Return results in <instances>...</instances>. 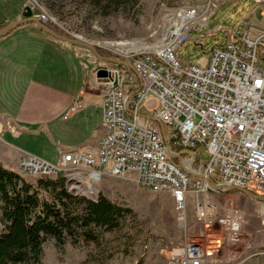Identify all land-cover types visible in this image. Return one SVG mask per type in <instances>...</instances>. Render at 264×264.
Listing matches in <instances>:
<instances>
[{
    "label": "built area",
    "instance_id": "1",
    "mask_svg": "<svg viewBox=\"0 0 264 264\" xmlns=\"http://www.w3.org/2000/svg\"><path fill=\"white\" fill-rule=\"evenodd\" d=\"M223 1H184L165 12L153 49L117 52L118 61L105 58L93 68L94 78L84 89L101 95L103 133L97 145L64 148L55 163L32 153L19 161L26 174L80 172L95 183V191L107 175H132L144 188L168 192L186 229L169 250V264H229L210 254L191 229L219 220L233 239L245 213L217 196L239 190L264 201V25L249 19L243 31L231 29L224 41L204 51L200 62L179 53L193 30L209 25ZM254 1L256 9L264 5V0ZM26 5L39 20L51 22L32 0L23 9ZM224 28L219 23L216 30ZM149 103L154 105L147 108ZM85 105L77 96L67 115ZM201 144L211 153L208 162L198 157ZM190 201L195 205L191 225Z\"/></svg>",
    "mask_w": 264,
    "mask_h": 264
},
{
    "label": "rangeland",
    "instance_id": "2",
    "mask_svg": "<svg viewBox=\"0 0 264 264\" xmlns=\"http://www.w3.org/2000/svg\"><path fill=\"white\" fill-rule=\"evenodd\" d=\"M184 1L203 3L207 0H32V3L48 14L50 21L64 32V35L79 37L97 46L98 53L89 46L55 36L60 42L78 46L77 50H73L75 60L66 64L60 61L56 67L58 70L54 67L55 71L67 72L73 66L75 77H78V74L82 77L84 63L88 62V57L78 54V51L82 54L81 49H88L93 56L99 57L100 63L102 59L115 58L117 52L151 50L153 42L160 40L163 32L165 12L177 8ZM255 6L254 0L221 2L210 17L209 25L193 30L192 38L182 45L179 50L182 58L190 62H200L205 56L204 51H208L215 42L224 41L231 29L243 31L249 19L264 25V5L257 9ZM219 23H224L226 28L217 31ZM196 36H199L198 43L193 40ZM120 43L125 44L118 46ZM99 48L102 52H99ZM5 61L0 62L1 75L3 70L8 72ZM41 64L51 63L44 61ZM41 64L38 66L35 63L37 75ZM7 100L9 102L0 99V111H18L24 99H13L12 103L10 98ZM153 105L149 103L146 107ZM28 115L32 118V130L37 133L33 135L36 137V140L32 141L33 147L37 150H52L55 145L47 140L48 133L38 130V118L45 116L44 111L39 110L32 116L31 112H28ZM198 157L203 162L210 160L211 153L205 144L200 145ZM18 171L33 183H36L40 176L58 174L40 173L39 176ZM61 174L69 181L82 183L67 178L65 173ZM82 180L95 187V183L87 181L86 176H83ZM97 187L99 193L102 192L112 200L128 205L133 211L127 214L121 227L105 232L100 243L83 240L74 243L69 239L60 247L55 237H49L43 246V264H168L169 250L177 245L186 233L185 227L177 219L172 196L165 191L144 188L132 175H107L98 182ZM80 193L87 196L88 191L82 189ZM217 199L222 204L235 205L243 210L245 214L241 231L233 239H228L227 230L216 220L209 227H193L191 230L195 238L204 244L210 254L228 261L229 264H264V201L245 195L239 190L222 193ZM188 212L191 225L195 221L193 201L188 204ZM1 214L0 201V229L4 226Z\"/></svg>",
    "mask_w": 264,
    "mask_h": 264
},
{
    "label": "crops",
    "instance_id": "3",
    "mask_svg": "<svg viewBox=\"0 0 264 264\" xmlns=\"http://www.w3.org/2000/svg\"><path fill=\"white\" fill-rule=\"evenodd\" d=\"M27 1L0 0V22L6 21L10 25L23 17V6ZM77 48L72 43L60 42L35 21L0 34V62L6 59L8 66V72L0 73V99L9 102L7 99L10 98L11 103L13 99H24L18 111H0V161L5 166L20 170V157L28 152L58 162L64 148L98 144L103 133L101 95L97 89H84V85L94 78L93 68L99 63V57L86 48L81 49L82 54L78 51L88 57V62L84 61L82 77L81 74L75 77L73 66L67 72L55 71L60 61L66 64L75 60L73 50ZM44 61L51 64L42 65ZM35 63L41 64L38 75ZM79 95L86 105L67 115L70 104ZM39 110L44 111L45 116L38 118V130L48 133L47 140L55 145L52 150H37L32 145L33 139L36 140L33 135L37 133L32 130L28 112L32 116Z\"/></svg>",
    "mask_w": 264,
    "mask_h": 264
},
{
    "label": "trees",
    "instance_id": "4",
    "mask_svg": "<svg viewBox=\"0 0 264 264\" xmlns=\"http://www.w3.org/2000/svg\"><path fill=\"white\" fill-rule=\"evenodd\" d=\"M5 25L0 22V28ZM46 25L64 34L53 22ZM80 182L58 173L33 183L0 161V264H43V246L51 236L60 247L69 239L100 243L105 232L121 227L132 208Z\"/></svg>",
    "mask_w": 264,
    "mask_h": 264
},
{
    "label": "water",
    "instance_id": "5",
    "mask_svg": "<svg viewBox=\"0 0 264 264\" xmlns=\"http://www.w3.org/2000/svg\"><path fill=\"white\" fill-rule=\"evenodd\" d=\"M23 17H21L20 19H17L14 23L10 24V25H7V26H4L2 28H0V34H4V33H7L8 31H10L11 29H13L14 27L20 25V24H23L25 22H28V21H35L38 23V25L43 28L45 31H47L48 33L52 34V35H55L57 37H60L62 39H65L69 42H73V43H77V44H82V45H86V46H89L91 47L96 53H98V50H97V46L95 44H91L89 42H87L86 40H83L79 37H71V36H67V35H64V34H61V33H58L56 31H54L53 29L49 28L46 23H44L43 21L39 20L37 17H35L33 15V11H32V8L29 6V5H26V7L23 9ZM109 59L110 61H118V59L116 58H107ZM99 74L100 75H105L106 74V71L105 70H100L99 71Z\"/></svg>",
    "mask_w": 264,
    "mask_h": 264
},
{
    "label": "bare ground",
    "instance_id": "6",
    "mask_svg": "<svg viewBox=\"0 0 264 264\" xmlns=\"http://www.w3.org/2000/svg\"><path fill=\"white\" fill-rule=\"evenodd\" d=\"M124 44L125 43H120L118 46H124ZM145 51H147V50H138V51H136L135 53H143V52H145ZM126 52H127V50H126ZM126 52H124V53H126ZM132 53H134V52H132ZM22 172V171H21ZM24 173V172H23ZM44 173H58V172H41V174H44ZM62 173H65L67 176H68V178L69 179H71V178H73V180H76V181H82V178H83V175L84 174H82V173H80V172H77V171H67V172H62ZM40 176V175H39ZM84 176H86V175H84ZM87 177V176H86ZM88 181V180H87ZM169 264V263H168Z\"/></svg>",
    "mask_w": 264,
    "mask_h": 264
}]
</instances>
